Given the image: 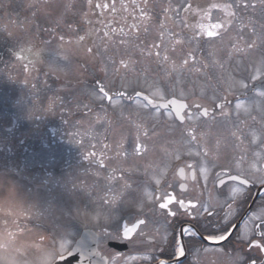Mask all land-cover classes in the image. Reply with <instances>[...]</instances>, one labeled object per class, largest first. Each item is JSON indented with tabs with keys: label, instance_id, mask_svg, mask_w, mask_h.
I'll list each match as a JSON object with an SVG mask.
<instances>
[{
	"label": "snow or ice",
	"instance_id": "1",
	"mask_svg": "<svg viewBox=\"0 0 264 264\" xmlns=\"http://www.w3.org/2000/svg\"><path fill=\"white\" fill-rule=\"evenodd\" d=\"M56 2L57 0H42V6L38 8V11L46 16L51 15L53 9L49 5ZM87 2L90 8L101 9L102 11L99 13L101 16L105 14L113 16L112 20L104 23V28L108 29L102 33L105 39H111L117 33L121 37L138 34L141 25L136 22L129 24L128 20L137 21L138 17L140 20L150 19L145 7L148 0H143L144 6L137 3V0H105L103 3H95L94 5L93 0H87ZM37 3L39 0H29L27 6L33 8ZM241 6L247 7L248 5L228 2V0H203V3H198L195 7L192 3H188L184 7L186 13L193 12L200 17L201 21H207L206 24L199 23L196 26L197 31L193 38L206 37L210 41L222 40L232 29L237 18L236 9ZM71 8L70 2L64 4L65 11L61 12L57 18L58 25L64 21L66 12L70 11ZM164 11L167 13L169 9H164ZM214 12L222 14L217 17L216 22H212ZM36 14V12L32 13L33 16ZM176 15H179V10H176ZM115 16H120V20H115ZM113 23L117 26H111ZM69 26L71 25L69 24ZM160 27L164 29L163 24ZM185 27H188L187 23H185ZM143 30L145 33L148 32L147 26H144ZM253 34L255 35L254 29ZM159 36L160 42L148 44L146 48L141 49L140 54L154 57L158 67H162L164 70L163 77L159 80H153L151 83L146 78L143 83L137 80L135 86H131L130 90L123 85L120 89L113 90L107 87L101 79H96L92 91L88 93L89 96L98 99L102 105L106 102L107 106L123 121L120 129V140L117 142L121 151L116 153L117 166L112 168L109 175V180H122L123 183L118 189H109V191H116L117 195L111 197L110 200L104 199V206L93 210L94 219H102L116 229L115 235L105 231L102 234L105 239L112 237L131 241L133 234L137 233L138 230L149 227L150 222L146 215H134V213L137 212L138 206L142 212L143 207L146 206L145 200H151L153 197L150 193L143 191L144 185L135 181L130 183L126 179V177L138 172L141 159L150 152L157 150L154 141L160 135L156 130L158 124L150 125L146 120L147 116L153 118L167 117L170 128L175 125L176 128L182 129V136L179 141H166L167 145H178L173 151L169 152L168 147L160 149L165 156L175 161H181L183 156L194 154L190 146L193 144L199 146L202 139L195 134L193 128L185 129L183 126L186 123L190 124L209 116L213 120L223 118L227 123L229 117L235 114L239 123L236 120L231 122L236 130L230 133V137L236 142L234 147H238L243 145V126L247 125L248 118L256 121L257 117L252 113L257 112L261 116V130L251 132L250 146H255L260 152H264V56L258 60L250 61L246 67L241 68V60L256 49L257 39L254 38L248 42L244 40L243 35L238 33L236 41L230 40L228 47L218 51H210L209 57L211 59H202L199 61L200 66L193 68L192 65L197 63V57L191 51L179 64L174 61L170 62L169 54L162 55L160 51L162 47L165 53L168 52L164 43L165 32L162 30ZM60 39L63 40V36ZM78 39L83 42L85 36L80 35ZM125 43V39L119 40L120 45ZM174 43L179 45L182 41L177 39ZM261 44L264 45V40L261 41ZM21 51L23 52L25 49H21ZM85 52L93 54L94 49L87 47ZM18 59H27V57L18 56ZM60 59L68 61L69 54L65 53L60 56ZM30 63L31 61H29ZM52 63L55 64L56 61ZM118 63L120 67L116 71L119 72L122 69L126 74L123 79H127V74L133 71L130 65L136 61L121 59ZM27 68L28 64L25 65L26 70ZM185 70L194 71L210 84L212 81L217 82L216 88L212 89L211 110L199 102H189L183 90L177 92L176 85L180 83L177 74L183 73ZM101 71L105 70L101 69ZM165 80L170 82L169 86L165 85ZM224 84H227V87L223 88V94H221L219 90ZM84 106L88 107V105ZM98 119H107V112L105 111L104 117H98ZM125 131H127V136L124 135ZM126 144L131 146L130 150ZM184 145L189 146L187 151H181V146ZM104 147L107 148L108 145L105 144ZM260 152H253L252 156H259ZM89 155L94 156L95 153ZM195 155L202 156L203 159L198 165L192 163H185L184 166L178 165L179 175L184 176L186 167L192 170V177L196 179V168L199 167L205 181L204 186L207 187L210 165L215 170L213 177L215 197L211 192H209L207 201H185L172 193L157 196L155 201L158 203L159 212L158 215L153 216L151 223H159V216L163 217V223L159 224L154 233L140 231L141 236L151 237L147 242L153 245L151 254L144 258L155 260V264H182L180 258L186 256L188 244L193 245V252L196 254L207 253L210 251L208 245H220L222 242L228 241L239 229L240 234L237 236V243L240 245V249L225 251L223 248H219L217 251L227 257L228 264H264V258H249L243 254L245 245L248 251L257 249L259 254H264V206L258 212L252 213L247 219L242 217V227L240 224L233 223L236 216L239 215L237 209L240 201L248 198L253 187H258L261 190L260 194L264 195V164L256 161L244 168L242 167L245 163L243 155L239 156L238 161L236 157H233L232 163H218L219 157H217V161H210L208 159L210 151L206 147H201ZM99 165L101 168L107 167L103 159L99 161ZM170 170L168 164L158 167V170L154 169L144 184H150L151 181H154L157 186L161 185ZM117 172H120L119 177L116 176ZM145 173L147 174V169H145ZM14 195L12 190H0V198H12ZM213 199H215L219 211L211 203ZM118 201L119 203H117ZM172 205H176L175 210L171 207ZM123 209H127L126 214L132 216L131 220L125 222L124 215L119 214ZM149 211H155V209H149ZM177 222H179L178 229L175 228ZM161 229L164 233L162 238L159 235ZM170 231L171 236H169ZM65 237L61 235V255L56 264H65L67 259L75 254L71 242ZM158 240L159 246H156ZM99 254L97 253V255ZM135 258L131 257V259ZM104 259L105 257L102 256L101 260ZM86 261L87 258L82 256L81 264H86Z\"/></svg>",
	"mask_w": 264,
	"mask_h": 264
},
{
	"label": "rangeland",
	"instance_id": "2",
	"mask_svg": "<svg viewBox=\"0 0 264 264\" xmlns=\"http://www.w3.org/2000/svg\"><path fill=\"white\" fill-rule=\"evenodd\" d=\"M189 1L190 0H148L145 7L150 19L140 20L138 17V20L135 21L141 25V30L138 34H129L128 37H121L117 33L111 39L103 38V32L98 35L95 40L99 44L98 47H105L104 53H100L99 55L100 67L105 71L99 72L98 67L93 65L92 60L89 62L87 55L78 54L77 47L83 45L78 38L84 33L86 20L91 15L92 11L94 13L97 11L99 14L102 11L101 9L91 10L88 6L87 0H57L55 4L49 5V7L53 9L52 14L46 16L38 11V8L42 6V0H39V3L33 8L27 6L29 0H0V58L8 59L11 51L15 50L19 53L22 52L21 49H25V53L29 58L26 62L31 61L32 67H28L27 69L33 73L32 79L38 80L42 86L44 85L45 80L47 81L46 85L49 86L47 89L48 98L52 97L53 102L55 103L51 112L44 113L40 110L39 112L33 113L31 117L33 111H38V107L44 106L45 98L41 104L35 105L31 101L34 94L28 93L29 90H26L25 93H27L29 97L27 98L26 107L23 109V115H27V117L23 118L18 124H20L21 127L26 128L28 132L35 130L38 120H42V124L47 125L59 124V121L65 119L64 117H61L64 114L62 113V110H69L70 112L68 113L69 116L67 118H70L72 116L71 113L74 111V106L77 108L78 104H82L84 99H86L88 101V108L80 109L79 107L77 111L79 113L87 112L89 118L87 119L85 115H82L80 118H78V116L75 118L72 125L75 133L84 134V136H75V141L81 143L83 146L98 144L100 132L104 126L99 125L95 117L96 115L104 117L105 111L108 116L113 110L107 106L106 102L102 105L94 96H89L88 93L92 90H89L85 86L78 87L79 89H77L78 85H76L75 82H82L88 79V77H83L82 73L91 75L90 77L93 79H101L107 87H110L113 90L120 89L121 85L130 90L131 86H135L137 80L143 83L145 78L149 83L153 80H159L164 76L163 68L158 67L154 57H148L146 55L142 56L140 51L141 49L146 48L148 44L160 42L159 33L162 30L165 32L164 43L168 48V52L165 53V50L162 47L160 49L161 54H169L170 62L174 61L176 64L181 63L182 60L186 58V54L189 51L197 57L196 64H198L202 59H211L209 57V52L212 51V49L217 48L218 46H225L218 41H200L201 39H194L193 35L195 32L193 30L186 33V21L184 16H182V11ZM69 2L71 3L72 8L70 11L66 12L64 21L58 25L57 18L61 12L65 11L64 4ZM103 2H105V0H93V5L95 3ZM137 3L144 6L143 0H137ZM164 9H169V11L165 13ZM176 10H179V15H176ZM33 12H36L37 14L33 16ZM99 16L101 15L99 14ZM101 17L104 23L109 20L107 14ZM128 23L130 24L133 22H129L128 20ZM69 24L71 26H69ZM161 24L164 25V29H161ZM111 26L115 27L117 25L113 24ZM144 26H147L148 28V32L146 33L143 30ZM102 27L103 30H105L104 24ZM99 33L100 32H98V34ZM173 33L175 35H172ZM61 36H63V40L60 39ZM121 38L126 40L124 45L119 44ZM177 39L182 41V43L179 45L175 44L174 41ZM228 46L229 43L227 42L226 47ZM241 46H243V44H241ZM29 49L30 51H27ZM173 49L175 50L173 51ZM65 53L69 54L68 61L60 59V56ZM259 53L258 51L252 52L250 58H257L258 60L261 57V53ZM121 59L126 61H136V63L130 65V68H132L133 71L127 74V79H123L126 74L122 69L119 72L116 71V69L120 67L118 62ZM53 61H56V63L53 64ZM10 62L11 64L19 63L14 60ZM196 64L192 65V67H197ZM58 66H60V69ZM2 67L7 71V74L10 77L9 84L12 89L16 85L19 86L20 73L18 71H24L25 74L30 73L27 72L24 66H22L23 68L16 67V69H14V66L8 67L5 61L1 65V68ZM37 69L42 72L39 73L36 71ZM193 73L194 71L190 72L185 70L183 73L177 74V79L180 82L182 79H186L188 80V83H190L191 81L189 79L193 78ZM49 75L62 77L65 81L66 79L71 80L67 83V87L71 89V92L66 90L67 87L65 81L60 82L61 80H58V83H60V85H58L56 81L57 79H49ZM93 79H90L91 83L94 81ZM169 84L170 82L165 80V85L169 86ZM179 86L180 85H176L177 92H179ZM19 96V91L11 92L9 100L11 101L10 103L12 106L15 105L13 102L18 100ZM72 97H74L73 99L82 102L78 104L67 103V99H71ZM60 99H62L61 101L66 100V104L59 105ZM93 104L97 105L94 106ZM5 126L12 128V130H14L15 127H18L17 123L12 125L5 124ZM23 131L24 130L17 132L18 138H20ZM18 138L16 139L14 136L9 137L7 132L3 134L0 133V149L11 145L10 152L12 154H17L18 150H25V147L30 148V141H23L21 138L18 140ZM59 139L65 141L66 137ZM21 142L23 144L26 143L22 145ZM65 148L66 147L62 150L63 153L66 152ZM56 150L58 149L56 148ZM19 160L12 163V166L16 168L19 167L16 164ZM51 161H54L58 165L56 166L53 163L46 165V163ZM28 164L33 165L34 167V170L31 169L28 172L29 176L35 179L41 178V182L52 177L50 181L54 186L53 177L58 175L55 181L58 189H53L51 187L53 193L56 194L49 197L52 195L49 191L39 188L25 176L18 177L7 172L1 173L0 190H12L15 195L12 198H0V211L9 219L17 220L19 214L22 212L27 214L28 212L35 210L36 208L34 206L36 205L43 208L41 212L42 219L44 218L45 222L59 228V232L54 238L58 245V253L61 254V235L66 236L65 238L68 239L69 233L79 227V225L74 224L70 218L65 217L66 210L67 208H83L86 210L90 199L89 191L86 187H83V180H78L75 177L69 176L66 173V170L58 173V167L62 164L64 166L65 164V156L61 153L52 152L50 150L40 151L38 154L28 158ZM86 183L88 184V181H86ZM24 197L26 198V203L19 202V199ZM44 209H46L45 212ZM37 216L40 218V215ZM5 224L13 225L19 224V222L7 221ZM45 239L47 241V238Z\"/></svg>",
	"mask_w": 264,
	"mask_h": 264
},
{
	"label": "flooded vegetation",
	"instance_id": "3",
	"mask_svg": "<svg viewBox=\"0 0 264 264\" xmlns=\"http://www.w3.org/2000/svg\"><path fill=\"white\" fill-rule=\"evenodd\" d=\"M228 2H234L237 4H247V7H239L236 9L237 18L234 21L232 29L218 41L225 46H218L212 49V51H218L221 48H226L227 42L236 41L238 33L243 35L244 40L250 42L252 39H257V47L252 52H257L260 56H264V45L261 41L264 40V0H228ZM188 3H192L195 7L198 3H203V0H190ZM184 19L188 25V30L193 28L197 31L196 26L199 23H207V21H201L200 17L193 12L182 11ZM222 14L219 12L213 13V21L216 22L217 17ZM190 25V26H189ZM255 30V35L253 34ZM205 39H207L205 37ZM243 44V43H241ZM246 55L241 60V68L246 67L250 61L257 60V58H250L251 54ZM222 55V54H221ZM197 67L200 64H196ZM188 80L182 79L179 86V91L183 90L187 96L189 102H199L205 107L212 108L211 97L213 95L212 89L216 88L217 82L212 81L211 84L205 80L204 77L199 74L193 73V78ZM227 87L224 84L219 90L223 94V88ZM252 115L257 117L256 121L248 118L247 125L243 126V145L234 147L235 141L230 137V133L236 129L232 126V121L237 120L235 114L229 117L228 122L225 123L223 118L213 120L211 116L208 118H201L199 121L186 123L183 127L186 129L191 127L195 130V134L201 137L200 145L193 144L190 146L191 151L194 153L192 156H183L181 161H175L167 156L160 149L168 147V151L171 152L178 145H167L166 141L174 140L179 141L182 136V129L176 128L175 125L169 127V120L167 117L161 116L153 118L147 116L146 120L150 125L158 124L157 132L159 137L154 141L157 150L150 152L146 157L139 161L140 169L136 174L126 177L128 182L135 181L138 184L144 185L143 191L150 193L153 197L151 200H145V205L142 212L138 206L137 212L134 215H146L149 219V227L141 230L146 233H154L155 229L159 227L160 223H163V217L159 216V223L152 224V218L154 215H158V203L155 198L157 196H164L168 193H172L178 198H182L185 201L188 200H200L207 201L209 192L215 197L214 189V169L209 165V175L207 180V187H205V181L203 175L200 173L199 167L196 168V179L192 177V170L185 167L184 176H180L177 166H184L185 163H192L198 165L203 159L202 156H197L195 153L200 150L201 147H206L210 151L209 160L217 161L218 163H232L233 157H236L237 161L240 155L244 156L245 163L242 167L247 168L250 163L259 161L260 164H264V152H260L255 146H250V137L252 131L261 130V116L257 112H253ZM243 118V117H242ZM108 120L103 122L104 128L100 132L99 143L91 146H71L68 150V157L72 153V158L68 161L71 176L80 177L83 180V187L88 189L89 202L86 210L83 208L70 209L65 213L66 218H70L74 224L79 225L78 228L72 230L69 233L68 240L71 242L72 247H75L77 241L81 238L84 232H88V236L91 242H95L97 247L99 263L100 264H155V260L145 259V256L151 254V248L153 245L147 241L150 236H141L140 231L133 234L131 241H126L123 238L115 239L109 237L103 238V233L107 231L115 235L116 229L106 223L102 219H94V209L103 207L104 199H111V197L117 195L116 191H109V189H118L122 180L112 181L109 180L112 168L117 166L116 153L121 151L118 147V141L120 140V129L123 125V121L120 120L117 114L112 113V116ZM127 136V131L124 132ZM219 137V139H217ZM68 142V141H67ZM259 143V141H257ZM69 144V142H68ZM108 147L105 148L104 145ZM55 146L62 147L63 141L59 138L54 142ZM126 147L130 150V145L126 144ZM188 145L181 146V151H187ZM253 152H260L259 156L253 157ZM95 153V155H89ZM103 159L104 164L107 167L101 168L99 161ZM164 164L170 166V171L167 173L166 178L162 181L161 185L157 186L154 181L150 184H144L148 175H151L154 169L158 170V167H162ZM147 169V174L145 173ZM77 171V172H76ZM116 176H120V172L116 173ZM88 181V184L86 183ZM261 190L258 187H253L246 200L240 201L237 209L239 215L236 216L233 223L242 225V217L247 219L252 213L258 212L264 204V195H261ZM119 203V201L117 202ZM214 208L219 211L216 205L215 199L211 201ZM173 210L176 209V205L171 206ZM149 209H155V211H149ZM127 209H123L119 212L120 215H124L125 222L132 219V216L126 214ZM25 217V216H23ZM179 222L176 223L175 228L178 229ZM59 232V228L50 225L49 223L39 221L34 223H25L6 225L5 222H0V264H54L60 257L58 253V245L55 242V235ZM171 231L169 236H171ZM240 230L237 229L235 234L226 242H222L220 245H208L210 251L207 253L201 252L196 254L193 252V245L188 244L186 249V256L180 258L182 264H228L227 257L221 254L217 249L223 248L225 251L239 250L240 245L237 243V236H239ZM160 237L162 238L164 233L161 229ZM47 237V241L44 237ZM258 238V237H254ZM187 243V241H185ZM156 246H159V240ZM249 258H264V254H259L257 249L247 250V246H244V252ZM105 257L104 260L101 258ZM131 257H136L131 259Z\"/></svg>",
	"mask_w": 264,
	"mask_h": 264
},
{
	"label": "trees",
	"instance_id": "4",
	"mask_svg": "<svg viewBox=\"0 0 264 264\" xmlns=\"http://www.w3.org/2000/svg\"><path fill=\"white\" fill-rule=\"evenodd\" d=\"M0 171H10V172H17L15 168L10 165V163L2 162L0 163Z\"/></svg>",
	"mask_w": 264,
	"mask_h": 264
},
{
	"label": "water",
	"instance_id": "5",
	"mask_svg": "<svg viewBox=\"0 0 264 264\" xmlns=\"http://www.w3.org/2000/svg\"><path fill=\"white\" fill-rule=\"evenodd\" d=\"M80 247L81 246H83L82 244H83V242H80ZM74 256V255H73ZM69 257L68 259H67V261L65 262V264H72L73 262H77V260L74 258V257Z\"/></svg>",
	"mask_w": 264,
	"mask_h": 264
}]
</instances>
